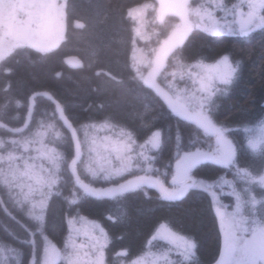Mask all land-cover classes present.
Instances as JSON below:
<instances>
[{
    "label": "snow or ice",
    "instance_id": "1",
    "mask_svg": "<svg viewBox=\"0 0 264 264\" xmlns=\"http://www.w3.org/2000/svg\"><path fill=\"white\" fill-rule=\"evenodd\" d=\"M65 7L59 0H0V65L4 73L12 72L8 60L17 49L48 53L60 45L65 36ZM147 8H152L161 25L169 18L174 22L150 55L134 49L133 69L142 86L163 102L167 113L144 119L138 129L113 123L107 116L77 127L53 94L42 91L29 98L23 127L0 123L15 134L0 137V186L16 204L29 205L27 214L35 223L34 228H26L28 238L21 241L31 246L30 264H108L106 249L111 237L99 221L81 214L80 205L90 199H108L122 208L128 193L143 190L147 195L148 189L156 190L165 202L207 194L223 238L216 264H264V110L237 127L221 122L214 114L218 100L239 83L242 60L231 53L211 59L199 55L190 62L178 57L196 31L209 37L235 38L264 32V0H158L157 5L129 9L128 15L137 19ZM83 26L77 23V27ZM136 32L142 35L140 28ZM170 57L175 64L169 72ZM74 66L83 65L75 61ZM140 66L150 69L146 75ZM162 75L164 85L159 80ZM177 80L185 81L184 86ZM37 96L54 104L53 117L58 115L62 127L70 132L74 154L60 147L65 136L54 120H41L23 135ZM165 118L175 120L174 133L170 125L161 123ZM181 125L194 129L188 142ZM101 132L105 134L98 135ZM165 146L169 158L162 170L156 164ZM210 172L214 173L211 177L206 175ZM66 173L72 178V187L64 195L60 185ZM97 179L117 182L97 187L93 183ZM54 196L63 197L67 206L63 213L66 234L60 245L49 233ZM223 197L234 200L231 210L221 203ZM125 216L122 210L116 216L109 212L107 218L122 222ZM157 241L166 242L167 247H157ZM196 250L194 239L163 221L154 226L134 257L124 249L115 255L121 258L118 264H198ZM21 255L18 248L0 242V264H21Z\"/></svg>",
    "mask_w": 264,
    "mask_h": 264
},
{
    "label": "trees",
    "instance_id": "2",
    "mask_svg": "<svg viewBox=\"0 0 264 264\" xmlns=\"http://www.w3.org/2000/svg\"><path fill=\"white\" fill-rule=\"evenodd\" d=\"M155 0H65V36L60 45L48 53L34 49H17L8 60L11 73H4L0 65V122L9 128L21 127L27 119V102L36 92L53 94L65 108L74 126L100 122L107 116L113 123L138 129L144 119L167 113V108L148 89L144 88L133 69L132 48L135 39L133 19L129 9L139 8ZM74 23L83 24L77 27ZM221 53H231L243 62L241 79L230 93L219 98L215 116L233 127L241 121L254 118L264 110V32L250 38L209 37L194 32L179 50L178 57L190 62L203 55L209 59ZM77 58L82 67L71 66L67 59ZM173 59V58H169ZM175 64V63H174ZM173 64V66H174ZM160 83L163 85L161 78ZM180 80H177L179 85ZM185 82V81H182ZM19 102V105L18 103ZM103 104V109L99 105ZM54 104L47 97L37 96L30 123H36L47 113L53 114ZM64 133L60 145L68 154L74 153L70 132L62 127L58 115L50 117ZM175 132V120L163 119ZM185 142L194 135V129L181 125ZM15 134L0 127V137ZM169 158L165 146L156 166L163 170ZM83 176L84 173L81 172ZM209 177L214 173H206ZM87 178V177H85ZM111 183L95 182L97 187ZM64 195L72 187L70 174L61 182ZM130 192L123 199L122 208L108 199H90L80 205V212L99 221L111 237L106 249L108 264H118L115 253L128 250L131 256L139 253L158 222L167 221L175 231L197 243L198 264H215L222 247L219 220L207 194L190 195L183 200L165 202L152 190ZM0 242L18 248L21 264H30L31 246L22 243L28 238L26 228L35 224L25 212L15 207L0 187ZM49 213V233L58 245L66 234L63 213L67 206L61 196H54ZM7 208V212L4 211ZM126 211L122 222L107 218ZM53 224L55 225L53 230ZM38 245L42 244L36 236Z\"/></svg>",
    "mask_w": 264,
    "mask_h": 264
},
{
    "label": "rangeland",
    "instance_id": "3",
    "mask_svg": "<svg viewBox=\"0 0 264 264\" xmlns=\"http://www.w3.org/2000/svg\"><path fill=\"white\" fill-rule=\"evenodd\" d=\"M59 2L65 4V0H59ZM147 4H149V5H157L158 1L155 0L154 3H147ZM141 20H142V24H143L142 27H141ZM173 22H174V18H169L168 21L165 24L161 25L158 21H156L155 13L153 12L152 8L143 9L142 10V17H138L137 19H133L134 31H135V39H134V42H133L132 55H133L134 49H142L146 54L150 55V50L152 48L158 46V40L162 39L164 37V35H166L171 30V26H172ZM74 24L77 25V23H74ZM137 28L141 29L142 35H137V32H136ZM75 61H79V60L77 58H69V59H67V63L69 65H71V66H74V62ZM132 63H133V60H132ZM174 63H175L174 59H172V60L169 59L167 71L170 72L172 70ZM149 70L150 69L145 67V66H140V71L143 72L145 75L147 74V72ZM160 78H161V81H162V83L164 85L165 76L162 75ZM167 79L170 80L171 77L168 76ZM179 82H180L179 86L183 87L185 82H182V81H179ZM52 116H53V114H50L49 116H47V113H45L42 118H40L36 123H32V125H31V123L29 121L28 122L29 123V128L25 130L23 135H27L32 130H34L36 128V126H37V123L39 121H41V120L52 121L50 119V117H52ZM23 125L21 127H23ZM104 134L105 133L101 132L98 135L103 136ZM79 136H80L81 139H83V133L82 132L79 133ZM82 159H84V158L82 157ZM80 172H83L82 168H80ZM230 178L231 177H229V179ZM98 181L99 182H106L103 179H97L96 181H93V183L98 182ZM116 182H117L116 180H113V181H109V182H106V183H111L112 184V183H116ZM0 187L3 190V193L8 198V200L15 207H18L19 209H22L25 212V215L27 217H29L28 214H27L29 205L26 204V205L20 206V205L16 204L12 199H10L7 189L4 188L3 186H0ZM221 203L224 204V207L226 209L231 210V206L234 205V200L232 198H230V197H223L222 200H221ZM29 219L34 223V221L30 217H29ZM81 239H84V238H81ZM155 244L157 245V247H167L166 242H163V241H157V242H155Z\"/></svg>",
    "mask_w": 264,
    "mask_h": 264
},
{
    "label": "water",
    "instance_id": "4",
    "mask_svg": "<svg viewBox=\"0 0 264 264\" xmlns=\"http://www.w3.org/2000/svg\"><path fill=\"white\" fill-rule=\"evenodd\" d=\"M158 1V0H157ZM157 97V96H156ZM158 98V97H157ZM159 99V98H158ZM160 100V99H159ZM161 101V100H160ZM162 102V101H161ZM162 104H163V102H162ZM1 123V122H0ZM3 128V127H2ZM4 129H6L7 130V128H4ZM8 131V130H7ZM152 190H154V189H152ZM155 192H156V190H154ZM157 193V192H156ZM158 194V193H157Z\"/></svg>",
    "mask_w": 264,
    "mask_h": 264
}]
</instances>
